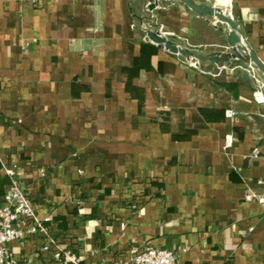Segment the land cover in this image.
<instances>
[{"label": "crops", "instance_id": "obj_1", "mask_svg": "<svg viewBox=\"0 0 264 264\" xmlns=\"http://www.w3.org/2000/svg\"><path fill=\"white\" fill-rule=\"evenodd\" d=\"M147 1L0 0V200L14 164L56 238L8 243L18 264H74L57 246L77 264H123L146 246L173 249L175 264H264L263 208L244 199L264 183L258 81L234 72L237 58L194 66L149 41L231 52L221 19L158 0L147 24ZM205 1L264 61V0Z\"/></svg>", "mask_w": 264, "mask_h": 264}, {"label": "built area", "instance_id": "obj_2", "mask_svg": "<svg viewBox=\"0 0 264 264\" xmlns=\"http://www.w3.org/2000/svg\"><path fill=\"white\" fill-rule=\"evenodd\" d=\"M32 5H37L40 0H22ZM158 0H148L145 7L148 11L150 6ZM154 7V8H155ZM166 36L165 34L161 33ZM192 65L198 66L197 59L190 57ZM248 71L258 81L254 97L259 102H264V75L253 65H249ZM257 75V76H256ZM233 143L232 135H227L226 146ZM5 173L10 178V183L0 200V264H18V260L13 256L8 248V243L12 241H22L30 235L40 234L45 242L42 249L48 250L56 244V238L52 229V218L47 216L40 218L36 212L35 205L28 194L26 187L21 183L17 166L14 164L4 166ZM246 201L256 200L263 208L264 213V183L262 191L249 192L244 196ZM57 259L65 262L77 264L81 257L76 253L69 252L64 247L57 246L54 253ZM177 255L173 249L164 247L146 246L144 248L132 247L127 260L123 264H175Z\"/></svg>", "mask_w": 264, "mask_h": 264}, {"label": "water", "instance_id": "obj_3", "mask_svg": "<svg viewBox=\"0 0 264 264\" xmlns=\"http://www.w3.org/2000/svg\"><path fill=\"white\" fill-rule=\"evenodd\" d=\"M181 1L201 16L215 17L227 23L229 27L228 43L231 48V52L213 53L210 55L196 54L190 49L176 43L173 39L153 30L147 31V39L157 44L159 47H165L166 49L176 52L182 56L197 59L199 66H203V62L209 61L212 68L215 64L226 61L229 57L237 58L240 63L234 67V72L254 85V80L251 73L248 71V67L249 65H253L264 75V61L255 53V51L249 50L244 45L241 30L233 16L223 7L205 0ZM154 7L155 4L150 6L151 9Z\"/></svg>", "mask_w": 264, "mask_h": 264}, {"label": "trees", "instance_id": "obj_4", "mask_svg": "<svg viewBox=\"0 0 264 264\" xmlns=\"http://www.w3.org/2000/svg\"><path fill=\"white\" fill-rule=\"evenodd\" d=\"M146 1H147V0H146ZM147 14H148V17L145 18L144 21H145L147 24H150V22H152V21L155 19V16H156L155 8H153L151 11H148ZM197 61H198V60H197Z\"/></svg>", "mask_w": 264, "mask_h": 264}]
</instances>
